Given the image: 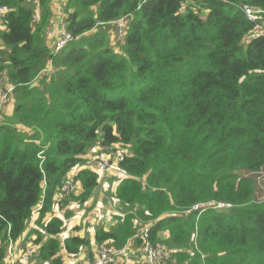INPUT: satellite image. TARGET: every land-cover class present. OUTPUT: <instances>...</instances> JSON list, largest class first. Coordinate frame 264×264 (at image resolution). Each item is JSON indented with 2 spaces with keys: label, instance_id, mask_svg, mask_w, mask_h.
Instances as JSON below:
<instances>
[{
  "label": "trees",
  "instance_id": "1",
  "mask_svg": "<svg viewBox=\"0 0 264 264\" xmlns=\"http://www.w3.org/2000/svg\"><path fill=\"white\" fill-rule=\"evenodd\" d=\"M61 1L73 41L55 53L47 32ZM0 3V82L14 88L0 122V264L34 212L38 262L62 264L89 244L60 241L55 214L91 198L97 147L118 151L126 175L112 194L117 225L97 229L96 245L121 249L151 224L167 264H264L253 178L264 169V37L251 38L242 12L264 0ZM124 17L116 52L108 29ZM68 181L77 193H61ZM212 201L233 208L186 213Z\"/></svg>",
  "mask_w": 264,
  "mask_h": 264
},
{
  "label": "built area",
  "instance_id": "2",
  "mask_svg": "<svg viewBox=\"0 0 264 264\" xmlns=\"http://www.w3.org/2000/svg\"><path fill=\"white\" fill-rule=\"evenodd\" d=\"M40 0H30L35 8L39 7ZM146 0H139V2ZM224 2V0H220ZM7 6L0 3V20L8 13ZM183 11V8L181 9ZM242 12L245 15L246 20L251 26L250 36L251 38L264 37V10L253 9L250 7L243 6ZM38 13L33 18L37 19ZM53 22H50V28ZM126 18L118 19L111 23L118 37L123 40L126 33ZM47 36L52 39V47L55 53L63 50L68 44L73 41L71 34L62 30L61 32L51 31L47 32ZM14 88L12 86H5L4 83L0 82V113L12 102V93ZM96 172L99 175L108 176L112 173L120 174V177L126 175L125 171L120 169L115 162V165H110L105 159H96ZM264 172L263 170L259 173L253 174L255 184L260 191V200L264 201ZM63 195H70L76 193V185L72 181H68L61 189ZM113 201L110 203L112 205ZM83 205H86L84 203ZM233 205L226 202H208L193 206L186 213H198L201 214L205 210H229L232 209ZM36 214L33 213L32 220L29 223L26 231L16 241H9L5 253L4 264H37L40 255V245H35L34 235L31 234L33 230H36ZM151 224L145 225L140 231L121 249H114L113 247L101 244L97 245L96 251L92 258H85L84 264H118L120 262H126L125 260L131 255L134 250L132 242L140 241V255L143 258L144 264H167L172 257V253L160 245H152L149 240ZM47 264V263H46Z\"/></svg>",
  "mask_w": 264,
  "mask_h": 264
},
{
  "label": "rangeland",
  "instance_id": "3",
  "mask_svg": "<svg viewBox=\"0 0 264 264\" xmlns=\"http://www.w3.org/2000/svg\"><path fill=\"white\" fill-rule=\"evenodd\" d=\"M29 1L30 0H26L27 3H30ZM108 30H109L108 33H110L109 36L110 44L114 49V51L119 52L120 45L122 44L121 42L122 39L121 37H118L116 31L113 28L110 27V29ZM11 113H12V105L7 106L4 109V111L0 113V122L4 121L5 118L10 117ZM117 157H118V151L113 149L105 150L102 147H97L95 149L93 148L91 150V153H89L86 158L88 160V167L91 168L93 171H95L97 167L96 159L103 158L110 165H115V161ZM108 176L111 177L110 180L112 185L114 186L117 185L118 181L120 180V174L112 173ZM100 177H101V181H100L101 183L103 180H105L106 177L105 175H100ZM106 185H108V183ZM260 197L261 196H259L257 200L259 202H262L260 200ZM111 202H112V198L109 200L107 199L106 202H104L105 205L99 204L94 208L87 207L85 209H82L86 205H78L74 203V201H68L67 203L68 205L56 210V214H55L58 216V218L64 221V229L61 235L59 236V240L60 241L65 240L70 235H78L89 243L85 247V250L83 251L82 254L86 256L90 255L92 252L93 244L95 245V242L93 243V237L96 230L99 228L111 229L117 225L118 221L116 220V218L120 216V212L114 203H112V205L110 204ZM102 208L105 209L103 210ZM134 243H135L134 249L135 248L140 249L139 244L137 242ZM125 261L126 262H120L118 264H134V263L144 264L143 258H141L140 256V252L132 254Z\"/></svg>",
  "mask_w": 264,
  "mask_h": 264
},
{
  "label": "crops",
  "instance_id": "4",
  "mask_svg": "<svg viewBox=\"0 0 264 264\" xmlns=\"http://www.w3.org/2000/svg\"><path fill=\"white\" fill-rule=\"evenodd\" d=\"M62 6H64V1L58 2L57 4L54 5V15H53V18H52L53 24H52V26L50 28L51 31H55V32L59 33L62 30H64V28L62 27V18H63V10H62L63 7ZM105 177H104L105 180H103L101 183H100L101 177L99 178L98 186L94 190L91 198L86 202V206L84 208H82V209H85L87 207L94 208L95 206H97L99 204H104V202H106L107 199L109 200V199L112 198V194H113V192H114V190H115L117 185H115V186L112 185L111 180H110L111 179L110 176H105ZM107 183H108V185H106ZM255 187H256V199H258V197L260 196V193H259L260 191L258 190V187H257L256 184H255ZM76 193H77V190H76ZM102 209L104 210L105 208H102ZM104 229H106V228H104ZM106 230H108V229H106ZM70 236H73V235H70ZM163 236H165V234H163ZM93 243H94V237H93ZM131 244L134 247L135 243L132 242ZM96 248H97V245L93 244L92 252L90 254L91 256L90 255L86 256V255L82 254L83 251L85 250V248L77 256L71 257V256H65L64 254H62V262H63L62 264H84L83 260L85 258H92L93 254L96 251ZM139 252H140L139 248L138 249L135 248L133 250V252L131 253V255L135 254V253H139ZM141 258H142V256H141ZM37 264H44V263H40L39 262Z\"/></svg>",
  "mask_w": 264,
  "mask_h": 264
}]
</instances>
